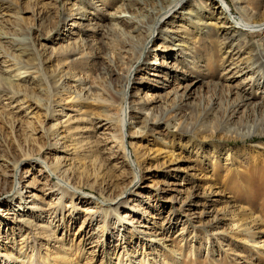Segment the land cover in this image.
I'll return each mask as SVG.
<instances>
[{
    "label": "rangeland",
    "instance_id": "374dc122",
    "mask_svg": "<svg viewBox=\"0 0 264 264\" xmlns=\"http://www.w3.org/2000/svg\"><path fill=\"white\" fill-rule=\"evenodd\" d=\"M176 2L0 0V156L7 162L0 200L15 186L18 162H39L17 178L38 181L39 190L23 191L29 202L37 195V210L23 214L19 202H0V264H264V29L220 34L221 11L190 0L179 11L190 15L161 25L149 65L135 73L131 101L147 110L129 123L130 161L122 150L126 113L117 96L152 27ZM225 2L237 20L264 19V0ZM119 13L134 21L120 23ZM208 22L221 23L212 31ZM169 31L190 47L189 57L172 54L185 73L172 89L192 90L187 100L140 84L168 61L157 50ZM17 70L28 73L3 82ZM65 115L74 120L69 133L60 125ZM40 162L68 164L61 184L83 196L59 190ZM136 173L142 182L127 205L154 232L163 230L164 243L137 235L130 210L110 207Z\"/></svg>",
    "mask_w": 264,
    "mask_h": 264
},
{
    "label": "bare ground",
    "instance_id": "6f19581e",
    "mask_svg": "<svg viewBox=\"0 0 264 264\" xmlns=\"http://www.w3.org/2000/svg\"><path fill=\"white\" fill-rule=\"evenodd\" d=\"M189 1L190 0H177L176 3L172 4L173 6L167 8V10L161 14V16L158 19V21L156 22L155 26L152 27V29H154V30H153L152 34L150 35V37H149V41L147 43H145V45L143 46L142 50L139 52V55L137 57V61H136L135 65L132 66V68L128 72L127 81H126L127 86H126L125 91L122 93V95L117 96L118 103L120 105H122V104L124 105L123 110L126 113V116H125V119H123V125H122V128H121V132H122L121 147H122V150L125 153L126 160H128V161H130L131 157H132V155H131V153L129 151V148L127 147V144H126V142L128 141V139H127V130H128V127H129V123L133 124L132 121L138 120L140 118L139 116H137V114L144 115V113L147 110L146 109L147 107L144 106V104L142 102H139V101H136V100L131 101V99L133 97H135V95H133L132 92H131V89H132V87L134 85L135 73L138 74L142 70L145 71V67L149 65L148 64L149 61L147 60L148 59L147 56L151 55L152 52H153V51H151L150 44L156 38H158L161 33H163V31L160 30L161 29V25L166 23L170 19L175 18L177 20H183V17H185L188 14L190 15V13H186V14H180L179 13V11L181 9H183V7ZM200 1H203V0H200ZM206 1L209 2V3L210 2L212 3V5H211L212 7L210 8V10H214L213 14L215 13V11L217 9L218 11H221V13H219L221 15H219V16H225V18L222 17L223 19H221V20H225V22L223 24H221V26L218 28L219 30L217 31L220 34H222L224 31H228V30L229 31H233V32H237L239 30H242V31H248V32H253L254 33V32L262 31L264 29V19L258 21L257 23H248V22H246L245 20H243L241 18L239 20L235 19L234 16H233V11H232L231 7L228 6V4L225 2V0H206ZM238 1H241V0H238ZM240 10L244 14H247L246 9H240ZM179 16H182V17H179ZM113 18L115 20L119 21L120 23H124V24L125 23H130L131 21H134V15H131V16L127 17V16H122V13H119V15L118 14L114 15ZM220 23L221 22H219V23H217V22L216 23L208 22L207 26H208L209 30L213 31L214 30L213 27H215L216 25H220ZM230 25H232V26L230 27ZM167 33H168V35H167L168 37L165 39V46L161 45L160 47H158L157 51L163 53L164 56H167L166 58H167L168 61L163 60L161 62V64H158V63L154 64V66H157L158 68H155L154 69V73L150 74L151 78L145 77L144 79H142V81H140V84H141V86H145L146 84H152V86H153V88H155V90L160 91V92L161 91L165 92L167 94L166 96L175 95V99H177L179 97H182L183 99L187 100L191 96L190 92L192 90H190V91L186 90L184 93L180 94L179 93L180 91L185 90V88H183L182 86H179L176 89L175 88L172 89V87L174 85H176V83H178L179 80H182V81L184 80V78L179 79V75H180V77H183V74H185V73H183L181 71L179 65L176 62L174 64H172V60H173L172 54H173V52H175V53L176 52L177 53L180 52L181 54L184 53V54H186L189 57L190 47L189 46L187 47V44H186L187 42H185V38L181 37L178 34L179 31H169ZM169 34H171V35H169ZM60 40H63V39H60ZM4 72L6 74H8V75L10 73H12L11 69H9V68L7 70H4ZM26 73H28V72H26V71L25 72L24 71L23 72L22 71H18V72H16V74L11 76V80H8V79L4 80L3 79V82H6V84L11 86L12 83L17 82L19 80H22L23 75L26 76ZM234 76H235V74H234ZM141 86H140V88H141ZM84 90H85L86 93H88V95H91L93 88H91V86L89 87L87 85V87ZM156 102H157V100L155 102H153V104L154 103L156 104ZM150 115L151 114L149 113L148 116H150ZM106 117L108 118L107 121L111 122L110 116L106 115ZM73 121L74 120H72V117L70 115H65V119L60 123V125H62L63 128H66L65 129L66 133H69V128H70V125L72 124ZM165 121L161 120L159 122H153V125L159 126V125L165 123ZM108 122H106V124H104V125H102L101 122H100V124L102 125L101 127L102 128L106 127L107 124H109ZM59 136H61V134ZM60 139H62V137H60ZM65 150H68V148L66 147ZM62 152H65V151H62ZM67 152L70 153L71 150H68ZM69 155H71V153ZM69 160H71V159H69ZM35 163L37 164L39 162L34 160V159H30L29 157H25L20 162H18L17 165H15L16 170L14 171L15 173L13 175L15 186L10 191H8V194L6 192L7 197L2 199V200H0L1 203L5 202V201L6 202L9 201L8 203H11V204L14 203V202L15 203L19 202V205H18L19 211H22L23 214H25V213L29 214V212H33V210H37L36 207H34L36 204L33 203L37 199V195L35 193L31 194V196H29L28 198H30L32 200L29 202L23 196V191H24L25 188H30L32 186L34 188L38 189V187H39L38 183H37L38 181L34 182L35 178L32 179L34 183L31 185V183L30 184H24V182L20 183L17 180V178L19 177V173L21 172L20 169L24 165H27V164L28 165H33ZM9 164H10V162H9ZM41 164L43 165V167H45L46 173H48L50 177H54V178L58 179L59 182L57 183L56 187H58L59 190L61 189V191L64 192L65 190L69 191L70 189H73L67 184L62 185L61 183L63 181L59 179L66 172H68L67 171L68 168H69V166H67L68 164L64 165L62 163L61 164L56 163V165H54V166L53 165H51V166L47 165L46 163H41ZM5 165H7V162L0 156V169L3 168ZM58 175H60V177ZM6 176L7 177H11L9 174H7ZM141 182H142V178H141L140 174L136 173L134 175V177H133L131 185L128 186L127 188H125L124 191L119 195V197H117V199L112 201L110 207L115 212H117L120 208H124L126 210H130L131 213H134V215H135L134 217H136V218H134V221L131 223V226H132V228H136L137 235L149 236L148 238L149 239H153L152 242L155 241L157 244L158 243H164V242H166V239H165V237L164 238L161 237V236L164 235L163 230L162 229L161 230L158 229V231L154 232L155 231L154 229H151L148 226H146V224L149 221L146 220L145 215L140 214L138 210H135V207H133V206L129 207L127 205L128 202H130L129 199H130V195L133 192V189L137 188V186H140ZM39 184H41V183H39ZM70 191L73 194H78V195H82L83 196V194H81L80 192H78L76 190H70ZM26 209H27V211H26ZM141 213H142V211H141ZM121 219H123V218H121ZM20 222L25 224V223H27L29 221L28 220L27 221L26 220H22ZM149 223H151V222H149ZM30 225H31V223H30ZM145 230H147V232H145ZM6 239L7 238H5V240ZM131 264H133L132 261H131Z\"/></svg>",
    "mask_w": 264,
    "mask_h": 264
}]
</instances>
